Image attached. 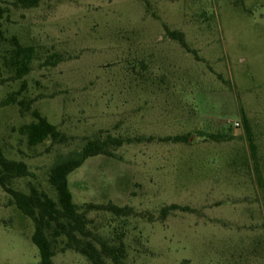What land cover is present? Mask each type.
<instances>
[{
  "label": "rangeland",
  "instance_id": "1",
  "mask_svg": "<svg viewBox=\"0 0 264 264\" xmlns=\"http://www.w3.org/2000/svg\"><path fill=\"white\" fill-rule=\"evenodd\" d=\"M0 9L2 62L13 38L32 56L23 79L10 66L0 74V146L32 174L10 188L56 199L48 179L58 155L122 139L69 185L79 207L131 209L88 215L95 234L122 245L125 264H264V0H41L33 9L0 0ZM33 112L68 142L30 147L21 130ZM174 137L187 141H165ZM11 201L0 186V264H41L35 225ZM63 249L53 264H91Z\"/></svg>",
  "mask_w": 264,
  "mask_h": 264
},
{
  "label": "trees",
  "instance_id": "2",
  "mask_svg": "<svg viewBox=\"0 0 264 264\" xmlns=\"http://www.w3.org/2000/svg\"><path fill=\"white\" fill-rule=\"evenodd\" d=\"M41 0H17V6L23 9L37 8ZM3 11L0 9V45L7 41L1 23ZM171 38L179 42L180 45L190 50L185 36L182 33L172 32ZM10 42L16 47L12 52L11 59L0 58V74L3 65L15 68L16 79H23L30 70L32 59L31 50L20 46L18 40L13 38ZM34 122L25 126L21 132L27 137L30 147L40 146L47 141L53 144L62 145L68 142V138L59 129L50 124L46 117L39 112L32 114ZM246 137L249 142L251 154L256 162L257 146L254 134L244 118ZM213 140L221 137L211 136ZM170 142H186L185 137H174L166 139ZM125 142L122 139L107 137L104 141L97 139L88 141L81 149L72 151L66 155L57 156L49 174L48 183L56 195V199L48 193L41 191L36 186H30L29 194H25L10 188L11 183L16 179L29 178L32 176L28 166L23 162H16L7 159L3 148L0 146V186L11 197L12 205L15 206L24 216L31 219L35 225V233L32 237L33 244L38 248L41 264H53L56 256V245L61 243L65 250L74 251L85 257L91 264H106V260L113 264H125L123 262V247L111 246L107 241L95 234L90 225L88 215L93 212H105L116 218L127 217L131 213L129 208L109 205L87 204L79 207L74 202V197L70 189V176L81 169L84 164L99 156L112 157L111 148H121ZM178 209L177 206L164 210L167 212Z\"/></svg>",
  "mask_w": 264,
  "mask_h": 264
},
{
  "label": "built area",
  "instance_id": "3",
  "mask_svg": "<svg viewBox=\"0 0 264 264\" xmlns=\"http://www.w3.org/2000/svg\"><path fill=\"white\" fill-rule=\"evenodd\" d=\"M234 126H235L236 128H240L241 124H240V123H235Z\"/></svg>",
  "mask_w": 264,
  "mask_h": 264
}]
</instances>
